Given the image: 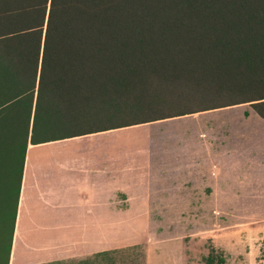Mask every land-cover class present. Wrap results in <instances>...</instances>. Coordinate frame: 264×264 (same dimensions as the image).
<instances>
[{"label":"trees","instance_id":"obj_1","mask_svg":"<svg viewBox=\"0 0 264 264\" xmlns=\"http://www.w3.org/2000/svg\"><path fill=\"white\" fill-rule=\"evenodd\" d=\"M238 104L264 119V0H0V264L28 143Z\"/></svg>","mask_w":264,"mask_h":264},{"label":"crops","instance_id":"obj_2","mask_svg":"<svg viewBox=\"0 0 264 264\" xmlns=\"http://www.w3.org/2000/svg\"><path fill=\"white\" fill-rule=\"evenodd\" d=\"M243 105L172 117L177 130L124 150L109 140L102 148H68L81 136L28 143L8 264L16 251L28 253L17 264L64 259L68 236L80 253L97 251L116 214L142 213L147 204L264 203V119Z\"/></svg>","mask_w":264,"mask_h":264},{"label":"rangeland","instance_id":"obj_3","mask_svg":"<svg viewBox=\"0 0 264 264\" xmlns=\"http://www.w3.org/2000/svg\"><path fill=\"white\" fill-rule=\"evenodd\" d=\"M242 107L249 109L248 105ZM174 119L124 127L108 136H81L71 140L75 142L68 143V148L107 147V140L123 150L145 146V138H156V131L170 134L177 130L181 125ZM164 124L166 127L161 129ZM161 141L167 142L166 137ZM260 189L264 191V187ZM136 207L142 205L134 204ZM142 210L124 218L123 214H116L112 231H100L97 251L80 253L75 236H68L67 256L51 263L79 264L87 259V264H264V203H157L144 205ZM106 250L114 252L93 256ZM21 255L28 258V253L16 251L10 264L23 261Z\"/></svg>","mask_w":264,"mask_h":264}]
</instances>
